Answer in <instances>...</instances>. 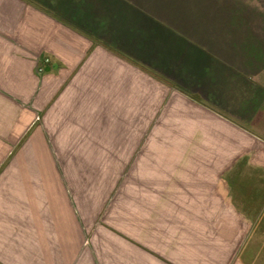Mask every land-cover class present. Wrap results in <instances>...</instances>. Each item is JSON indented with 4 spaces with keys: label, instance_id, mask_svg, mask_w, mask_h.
<instances>
[{
    "label": "crops",
    "instance_id": "0c3cea01",
    "mask_svg": "<svg viewBox=\"0 0 264 264\" xmlns=\"http://www.w3.org/2000/svg\"><path fill=\"white\" fill-rule=\"evenodd\" d=\"M239 12L0 0V264H264V9Z\"/></svg>",
    "mask_w": 264,
    "mask_h": 264
},
{
    "label": "rangeland",
    "instance_id": "374dc122",
    "mask_svg": "<svg viewBox=\"0 0 264 264\" xmlns=\"http://www.w3.org/2000/svg\"><path fill=\"white\" fill-rule=\"evenodd\" d=\"M206 1L212 3L215 7H218L220 9L227 8V9H232L235 12H239L243 9V11L245 10V14L243 13L244 17L249 18L251 23H256V25L262 24V9H264V0H206ZM239 14L241 13L239 12ZM236 18H238L237 15ZM108 168L114 170L115 162H108ZM110 181L111 178H108V186L112 184V181L111 182ZM106 197H107L106 210L102 215L103 219L106 218L107 220H116V216L113 212L115 208L121 210L125 208L127 205L126 208L129 209V202L126 201L122 202L119 200L116 203L115 193L108 192L106 194ZM118 216H120V214Z\"/></svg>",
    "mask_w": 264,
    "mask_h": 264
}]
</instances>
